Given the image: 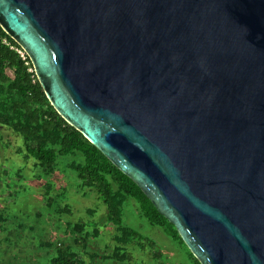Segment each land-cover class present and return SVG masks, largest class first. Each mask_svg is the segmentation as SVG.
I'll list each match as a JSON object with an SVG mask.
<instances>
[{"label": "water", "instance_id": "obj_1", "mask_svg": "<svg viewBox=\"0 0 264 264\" xmlns=\"http://www.w3.org/2000/svg\"><path fill=\"white\" fill-rule=\"evenodd\" d=\"M0 25L201 264H264V0H0Z\"/></svg>", "mask_w": 264, "mask_h": 264}, {"label": "rangeland", "instance_id": "obj_2", "mask_svg": "<svg viewBox=\"0 0 264 264\" xmlns=\"http://www.w3.org/2000/svg\"><path fill=\"white\" fill-rule=\"evenodd\" d=\"M22 148L20 137L0 126V264H48L58 248L77 252L87 264H122L113 258L118 231L98 194L81 186L70 167L74 158L59 160L49 177ZM78 224L86 225L84 232L75 230ZM124 224L145 239L143 248L128 245L129 264H193L189 248L151 225L135 200L125 205Z\"/></svg>", "mask_w": 264, "mask_h": 264}, {"label": "trees", "instance_id": "obj_3", "mask_svg": "<svg viewBox=\"0 0 264 264\" xmlns=\"http://www.w3.org/2000/svg\"><path fill=\"white\" fill-rule=\"evenodd\" d=\"M0 126L20 137L24 145L20 153L35 159L36 166L45 176L50 177L57 172L62 158H74L70 167L81 180V186L98 194L105 204L108 224L118 231L113 253L116 261L129 264L128 245L138 243L142 248L145 246L144 237L124 224V208L130 199L140 205L151 225L163 228L172 240L187 248L176 227L157 210L142 189L55 110L29 56L1 25ZM51 189L49 183L46 196L50 195ZM3 219L0 215V221ZM85 228L86 225L75 226L79 232H84ZM189 256L193 264H201L191 252ZM48 264L87 263L77 252L58 248Z\"/></svg>", "mask_w": 264, "mask_h": 264}]
</instances>
